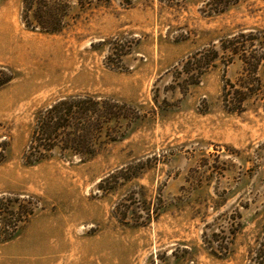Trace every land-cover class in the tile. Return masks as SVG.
<instances>
[{
  "label": "rangeland",
  "instance_id": "374dc122",
  "mask_svg": "<svg viewBox=\"0 0 264 264\" xmlns=\"http://www.w3.org/2000/svg\"><path fill=\"white\" fill-rule=\"evenodd\" d=\"M60 2L50 33L0 0V208H32L9 239L0 212V264H264V0ZM239 34L258 82L220 48ZM85 95L124 117L91 155L26 165L36 113Z\"/></svg>",
  "mask_w": 264,
  "mask_h": 264
},
{
  "label": "trees",
  "instance_id": "16d2710c",
  "mask_svg": "<svg viewBox=\"0 0 264 264\" xmlns=\"http://www.w3.org/2000/svg\"><path fill=\"white\" fill-rule=\"evenodd\" d=\"M162 1L178 3L182 0ZM238 1L206 0L204 5L208 14H218L237 4ZM22 5V22L26 27H32L33 22L29 19L30 16L34 24L50 33L57 32L61 26L65 10L61 8L64 5L61 4L60 0H22ZM48 24L52 26L50 29H47ZM237 36L231 40L235 44L230 41H222L220 48L222 51L228 50L231 55H237L244 64L245 71H248L247 68H249V76L258 82L255 71L262 57L247 55L244 50L246 41L242 40L243 35ZM226 42L231 43V45L227 46ZM211 52L208 54L207 50L197 51L186 59L184 62V66L186 65L185 73L188 72V68H191L196 74L190 83H196L200 75L218 57L216 51ZM123 108H125L124 104L107 99H96L87 95L64 97L54 101L39 110L34 117L30 139L22 155L24 163L35 165L45 160L55 148L61 151H70L76 155H91L94 152L95 140L104 129L106 131L107 123L110 120H118L124 117L121 112ZM0 212L8 213L9 220L3 225L6 228H11V232L5 229L2 234L5 235V239H9L13 235L14 231L12 232V230L16 229L17 223L24 222L32 214V208L30 205L28 207L22 206L20 209L18 207L17 211H12L8 207H3L0 208Z\"/></svg>",
  "mask_w": 264,
  "mask_h": 264
},
{
  "label": "bare ground",
  "instance_id": "6f19581e",
  "mask_svg": "<svg viewBox=\"0 0 264 264\" xmlns=\"http://www.w3.org/2000/svg\"><path fill=\"white\" fill-rule=\"evenodd\" d=\"M2 44V43H1Z\"/></svg>",
  "mask_w": 264,
  "mask_h": 264
}]
</instances>
